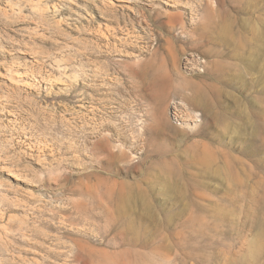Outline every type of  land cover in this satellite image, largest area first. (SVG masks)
Instances as JSON below:
<instances>
[{"label": "rangeland", "instance_id": "374dc122", "mask_svg": "<svg viewBox=\"0 0 264 264\" xmlns=\"http://www.w3.org/2000/svg\"><path fill=\"white\" fill-rule=\"evenodd\" d=\"M34 1L0 0V264H264V0Z\"/></svg>", "mask_w": 264, "mask_h": 264}, {"label": "bare ground", "instance_id": "6f19581e", "mask_svg": "<svg viewBox=\"0 0 264 264\" xmlns=\"http://www.w3.org/2000/svg\"><path fill=\"white\" fill-rule=\"evenodd\" d=\"M135 0H108L107 2H105V5L107 8L109 9H112L114 11H117V9L119 7H124V8H128V9H132V5L131 3H133ZM179 1V0H178ZM177 0H164V3H167L168 5H173L175 3V5L177 4L178 2ZM180 4V3H179ZM104 5V6H105ZM178 5V4H177ZM179 6V5H178ZM31 7L33 8L34 12L37 13L39 16L41 17H48L50 15V13L53 14V12H56L58 11L59 9V5H56V4H48V3H45V2H42L41 0H38V1H34V2H31ZM193 7V6H192ZM191 8V7H190ZM193 9V8H192ZM8 10V9H7ZM119 10V9H118ZM194 10V9H193ZM192 10V11H193ZM5 12V11H4ZM21 12V10H20ZM194 12V11H193ZM23 13V12H22ZM49 14V15H48ZM180 14V12H179ZM55 15V13H54ZM8 16V15H7ZM51 16V15H50ZM53 17V16H52ZM50 17V18H52ZM55 18V17H54ZM193 18V17H192ZM175 21V20H174ZM57 22V21H56ZM60 21H58L59 23ZM118 24V23H117ZM120 25V24H119ZM121 26H117V25H113V26H110L109 24H104L102 26H100L99 30L101 31V34L105 37L104 39H107V46L109 48L108 52H110V50L112 51L113 49H116L118 50L117 48V44H121V43H118L119 41H121V39L118 37V31L121 30ZM127 30V33H125V37H122V38H132V34L131 32ZM99 31V32H100ZM100 34V33H99ZM100 34V35H101ZM121 34V33H120ZM102 36V37H103ZM130 38V39H131ZM103 39V40H104ZM128 41V40H127ZM126 41V42H127ZM126 42H123V43H126ZM122 43V44H123ZM103 44V43H102ZM105 44V43H104ZM103 44V45H104ZM98 45V44H97ZM100 45V44H99ZM101 45V46H103ZM104 47V46H103ZM99 48V47H98ZM102 48V47H101ZM96 49L97 47H95V53H96ZM106 49V48H105ZM102 50V49H101ZM100 50V51H101ZM98 51V49H97ZM92 52V51H91ZM103 52V51H102ZM113 52V51H112ZM110 52V53H112ZM117 52V51H116ZM119 52V51H118ZM94 53V51H93ZM89 55V54H88ZM118 55V53H117ZM87 56V55H86ZM94 56V54H93ZM93 56L91 59H93ZM98 58V57H97ZM95 58L94 62L96 61L97 64L93 63V68L89 71H86L85 72V75L82 77V80H83V85L84 87H89V86H92V85H104L107 83V79H109L110 77V73L108 72L107 68H105L103 66V64H98L101 60ZM205 57L200 54V53H197V52H190V53H187L183 56L182 58V67L184 69V71H188V72H191L192 74H199L201 71H202V67H207V60L204 59ZM90 59V60H91ZM12 68V67H11ZM14 68V67H13ZM1 69V68H0ZM7 69V71H5V73L7 72L8 74V80L9 82H11L13 85L19 87V88H26V87H29L30 85H32V87L34 86L35 83H33L34 81L30 80V79H25L23 76H22V73L20 71H18L17 69H8V68H5ZM109 69V68H108ZM200 71V72H198ZM1 72V71H0ZM4 72V71H3ZM2 73V72H1ZM0 73V74H1ZM65 75V73H62V75ZM81 74L78 73H74L71 77H72V80H74V82H77L79 81V78L81 77L80 76ZM3 76V75H2ZM67 76V75H66ZM7 77V76H6ZM65 76H63L64 78ZM29 78V77H28ZM71 80V81H72ZM110 81V80H109ZM31 88V86H30ZM37 89V88H36ZM88 91V90H87ZM83 92V91H82ZM90 92V91H89ZM87 92L84 91L83 94L85 95V98L89 99L88 97H90L91 95L93 94H89L90 96H88V94H86ZM99 94V93H98ZM204 90H202L200 87L197 88V97L199 99H204ZM91 98V97H90ZM92 99V98H91ZM94 99V98H93ZM100 100V98H98ZM90 100V99H89ZM101 102L102 99H101ZM89 103V102H87ZM90 103H93L91 100H90ZM100 104V102H99ZM95 104H92V107H94ZM90 106V105H89ZM96 107V106H95ZM170 108L171 110L174 111V114L176 117L180 118L181 120H183L184 122H187L190 123H197V121L200 120L202 114H200L201 116H199L198 113H200V111H198L197 109L191 107L187 101H184L182 99H178L177 97H175L172 101V103L170 104ZM199 116V117H198ZM203 117V116H202ZM39 263V262H38Z\"/></svg>", "mask_w": 264, "mask_h": 264}]
</instances>
